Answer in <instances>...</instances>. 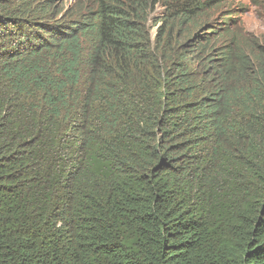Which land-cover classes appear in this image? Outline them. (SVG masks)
Wrapping results in <instances>:
<instances>
[{"label": "trees", "instance_id": "16d2710c", "mask_svg": "<svg viewBox=\"0 0 264 264\" xmlns=\"http://www.w3.org/2000/svg\"><path fill=\"white\" fill-rule=\"evenodd\" d=\"M93 1L0 0V264H264V44Z\"/></svg>", "mask_w": 264, "mask_h": 264}, {"label": "rangeland", "instance_id": "374dc122", "mask_svg": "<svg viewBox=\"0 0 264 264\" xmlns=\"http://www.w3.org/2000/svg\"><path fill=\"white\" fill-rule=\"evenodd\" d=\"M64 2L65 12H88L94 7L93 0H59ZM232 8H237L240 28L254 38H259L264 44V0H230ZM161 10L159 9L154 15ZM156 21H151L150 28L155 26ZM155 30L153 31V33ZM74 140V139H73ZM72 140V142H73Z\"/></svg>", "mask_w": 264, "mask_h": 264}]
</instances>
